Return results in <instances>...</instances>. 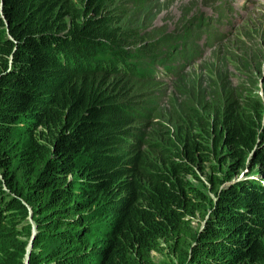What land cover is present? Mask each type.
<instances>
[{
  "label": "trees",
  "instance_id": "obj_1",
  "mask_svg": "<svg viewBox=\"0 0 264 264\" xmlns=\"http://www.w3.org/2000/svg\"><path fill=\"white\" fill-rule=\"evenodd\" d=\"M142 4L0 0V264H264V107L181 73L149 91L221 36H148Z\"/></svg>",
  "mask_w": 264,
  "mask_h": 264
},
{
  "label": "rangeland",
  "instance_id": "obj_2",
  "mask_svg": "<svg viewBox=\"0 0 264 264\" xmlns=\"http://www.w3.org/2000/svg\"><path fill=\"white\" fill-rule=\"evenodd\" d=\"M74 1L78 5L81 0ZM189 15L198 17L199 24L202 21V29L213 24L220 39L202 31L196 39L198 51L182 67L178 58L173 59L178 74L171 76L156 65L152 76L158 85L147 89L162 91V99L167 100L173 97L176 88L172 83L181 73L185 89L196 92L197 88L211 87L218 98L230 93L240 99H253L264 107V0H143L132 27L157 36L178 31ZM194 175L186 177L190 186L211 197L205 175L198 171ZM199 222L200 217L196 216L192 225ZM151 255L160 264H175L167 248Z\"/></svg>",
  "mask_w": 264,
  "mask_h": 264
}]
</instances>
